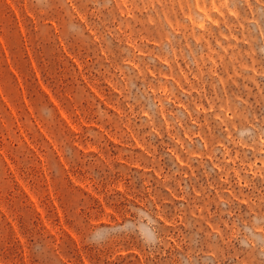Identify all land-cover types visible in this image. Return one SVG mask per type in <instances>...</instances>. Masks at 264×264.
Listing matches in <instances>:
<instances>
[{
  "label": "rangeland",
  "instance_id": "rangeland-1",
  "mask_svg": "<svg viewBox=\"0 0 264 264\" xmlns=\"http://www.w3.org/2000/svg\"><path fill=\"white\" fill-rule=\"evenodd\" d=\"M74 4L0 0V264H188L189 252L195 264H264V238L253 250L224 224L209 237L208 212L192 215L204 206L190 207L202 173L199 183L184 181L187 201L162 191L158 242L143 243L126 188L142 182L143 168L175 171L174 162L160 140L153 160L130 128L97 118V102L119 109L91 70L98 50L74 34L77 12L93 2Z\"/></svg>",
  "mask_w": 264,
  "mask_h": 264
},
{
  "label": "clouds",
  "instance_id": "clouds-1",
  "mask_svg": "<svg viewBox=\"0 0 264 264\" xmlns=\"http://www.w3.org/2000/svg\"><path fill=\"white\" fill-rule=\"evenodd\" d=\"M92 2L88 14L77 12L74 34L98 50L91 70L107 102L119 109L97 102V118L130 128L153 160L160 140L174 162L175 171L143 168L142 182L126 188L135 198L129 211L139 206L141 240L158 242L162 213L154 202L162 191L187 201L184 181L199 183L202 173L206 185L193 186L190 207L196 200L204 206L192 215L205 219L208 212L209 237L221 236L224 224L255 250L264 238V0ZM65 4L75 10L74 0ZM186 258L195 264L190 252Z\"/></svg>",
  "mask_w": 264,
  "mask_h": 264
}]
</instances>
